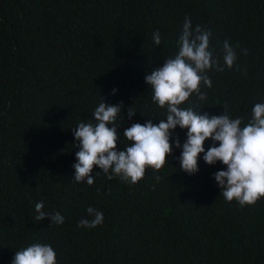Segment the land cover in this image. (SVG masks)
Segmentation results:
<instances>
[{
    "label": "trees",
    "instance_id": "obj_1",
    "mask_svg": "<svg viewBox=\"0 0 264 264\" xmlns=\"http://www.w3.org/2000/svg\"><path fill=\"white\" fill-rule=\"evenodd\" d=\"M185 17L210 31L220 65L224 41L239 47L231 70L207 72L206 99L194 94L181 107L211 116L226 104L246 123L264 103V0H0V264L34 243L51 245L57 264H264V197L226 202L213 175L225 166L203 153L196 173L182 171L186 130L172 132L168 163L135 185L98 166L93 185L74 182L72 129L93 120L101 99L123 105L118 150L130 144L125 128L166 119L145 75L177 54ZM41 201L64 223L36 221ZM89 206L103 224L78 227L93 218Z\"/></svg>",
    "mask_w": 264,
    "mask_h": 264
},
{
    "label": "clouds",
    "instance_id": "obj_2",
    "mask_svg": "<svg viewBox=\"0 0 264 264\" xmlns=\"http://www.w3.org/2000/svg\"><path fill=\"white\" fill-rule=\"evenodd\" d=\"M210 31L197 25L193 28L190 18L185 17L182 32L177 40L178 52L174 57L166 58L163 66L151 70L145 75V82L152 89V100L161 109H166V119L153 123L148 119L144 124L133 123L123 131L130 142L123 150H118V118L122 119V103L108 105L101 102L92 113L93 120L79 122L72 129L77 162L74 182L86 181L94 184L92 175L94 166L107 176L135 185L143 179L147 168L161 170L167 157L173 153L172 132L179 127L186 130V141L182 145L179 157L180 168L191 175L198 171V158L208 165L222 163L226 170L214 173V180L220 188V195L226 202L233 200L243 207L252 206L264 197V103H256L251 118L245 123L243 117L232 118L228 106H223L220 115L201 114L193 107H181L195 94L198 100L206 99L201 85L210 88L209 70L224 71L233 68L237 60L236 48L229 41L223 43V65L213 57L210 50ZM155 45L161 44L159 31L153 33ZM247 55V49H242ZM237 70H239L237 68ZM113 89V94H115ZM136 111L129 107L128 118ZM211 140L212 146L205 151L204 143ZM175 147L181 148L179 139ZM160 179L159 176L156 177ZM43 201L35 204L36 221L46 217L51 224L64 223L59 213L49 214L43 211ZM91 220L81 219L78 227L96 228L103 224L102 211L89 206L86 209ZM12 264H57L56 252L51 245L34 243L15 252Z\"/></svg>",
    "mask_w": 264,
    "mask_h": 264
}]
</instances>
